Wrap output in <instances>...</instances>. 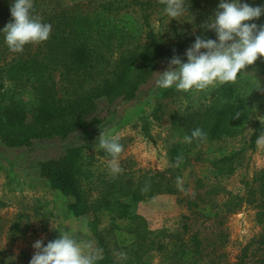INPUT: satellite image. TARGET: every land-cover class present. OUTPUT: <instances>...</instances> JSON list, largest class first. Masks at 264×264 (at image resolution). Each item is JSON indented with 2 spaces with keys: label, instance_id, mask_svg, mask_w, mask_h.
<instances>
[{
  "label": "rangeland",
  "instance_id": "374dc122",
  "mask_svg": "<svg viewBox=\"0 0 264 264\" xmlns=\"http://www.w3.org/2000/svg\"><path fill=\"white\" fill-rule=\"evenodd\" d=\"M136 2H149L153 7L140 10ZM219 2L185 0L188 11L171 20L164 13L163 0H32V16L44 23L49 24L48 19L59 13L69 18L63 20L67 28L74 25L72 17L87 18L94 30L88 42L99 46L104 56L87 77L53 71L56 98L70 100L84 95L110 78L119 54L142 43L148 31L145 20L166 46H172L179 35L196 33ZM11 3L0 0V29L12 19ZM60 22L50 23L51 33ZM253 22L264 24V15ZM121 32L127 39L125 46L118 48ZM104 35H111V40L100 43ZM40 45L42 42L28 44L22 53H13L0 33L1 108L15 100L31 114L35 104L30 86L33 77L20 76L24 86L15 87L8 71L11 64L28 58L27 53L32 56L38 52ZM167 67L168 62L160 61L133 101H116L107 109L105 102H98L94 116L103 124L88 143H82L80 135L66 141H36L30 148H7L0 142V264H29L35 241L43 240L46 245L63 231L73 233L86 251L97 256L101 241L118 264H238L240 260L241 264H264V227L259 217L264 203V145H258L257 139L253 144L250 140L255 124H264V57L233 82V87L245 92L242 100L250 104L246 126L236 136L220 142H197L200 150L186 158L183 167L168 153L170 141L179 134L178 126L184 125L191 114L207 109L221 111L228 99L222 92L224 84L189 92L157 87L159 73ZM247 85L255 87V96L247 92ZM102 130L118 137L123 146L118 157L122 172L117 175L109 169L110 159L100 155L98 139ZM82 144L85 150H81L78 186L90 213L73 217L66 208L68 200L52 191L41 177L40 163ZM231 152V160L211 165ZM105 201L125 203L142 219L149 232L145 249L136 246L134 236L115 233L117 228L131 230V221L117 219L115 206L106 207ZM90 222L101 238L91 232ZM194 238L199 241L198 253L194 251ZM123 239L127 240L125 246L119 243ZM134 253L139 262H135Z\"/></svg>",
  "mask_w": 264,
  "mask_h": 264
},
{
  "label": "trees",
  "instance_id": "16d2710c",
  "mask_svg": "<svg viewBox=\"0 0 264 264\" xmlns=\"http://www.w3.org/2000/svg\"><path fill=\"white\" fill-rule=\"evenodd\" d=\"M247 3L253 6L263 5L264 0H252ZM136 6L140 10H149L153 7L149 2H136ZM53 20L61 22L50 33L48 40L42 42V45L38 47V52L32 56L27 53L28 58L21 60L17 65L11 64L9 67V79L15 87L24 83L20 76L33 77L34 82L32 84L29 82V84H31L34 93L35 104L30 115L15 100H10L3 108L0 107V142L7 148H30L36 141L48 142L55 139L66 141L73 135H80L82 143L94 140L96 131L103 124L102 119L94 116V113L97 112L98 102H105L107 106L104 109H107L116 101L120 103L133 101L141 87L150 80L160 61L169 62L174 55L185 59V51L194 43L197 36L204 39H215L213 32L205 31L202 26H199L196 33L179 35L178 41L174 45L166 46L162 37L153 32L145 20L144 25L148 31L142 43L127 48L125 54H119L112 65L110 78L102 80L100 85L92 87L84 95H76L70 100H63L56 98V82L52 80L53 71L60 69L65 76L87 77L92 74L95 64L98 62L101 64L100 61L104 59V56H102L99 46L91 45L88 42L91 38V31L94 30L88 26L87 18L72 17L74 25L69 28L63 21L69 20V18L65 17L63 13L54 14L48 19L49 24ZM118 39L116 47H124L127 35L121 32ZM109 40H111V35H104L98 41L105 43ZM253 67L254 64L248 66L238 76ZM85 77L83 81H85ZM222 92L228 102L221 111L207 109L204 113L191 114L184 125L178 126L179 134L170 141L168 153L170 159L178 163L180 167L185 166L186 158L197 155L196 152L200 150L197 142H220L223 139L236 136L246 126L250 104H246L242 100L245 92L233 87V82L224 84ZM247 92L251 96L256 95V89L253 86L247 85ZM197 128L205 133V137L203 139L195 138L191 143H187L184 137L191 136L192 131ZM262 132H264V124L256 123L254 133L250 138L252 144ZM188 145L192 148L187 147ZM81 150H85L83 144L68 148L63 155L40 163L41 177L48 182L52 191L58 192L68 200L66 208L73 217L85 216L90 213V207L81 196L78 186ZM100 155L111 159L102 149ZM233 155L234 153L231 152L229 156L211 162V165L226 163L231 160ZM109 205L115 206L117 219L131 221V230L124 231L117 228L115 233L120 234L118 235L120 237L134 236L138 242L136 246L145 249L144 242L149 232L142 219L131 212L125 203L114 201L111 204L105 201L104 206L109 207ZM261 207L262 211L259 217L261 225L264 227V203ZM94 225L90 222L89 229L94 235L99 236L100 233ZM99 238L101 237L99 236ZM126 241L123 239L119 243L125 246ZM193 241L194 251L198 253L199 241L196 238ZM131 244L133 246V243ZM100 247L101 253L97 256L96 264H118L113 260L111 252L107 250L106 246L101 244V241ZM246 251L247 249L244 250L242 259H245ZM182 254L184 255V252ZM133 256H136V253ZM135 262H139V256H136ZM241 263L242 260L238 264ZM139 264L149 263L143 261Z\"/></svg>",
  "mask_w": 264,
  "mask_h": 264
},
{
  "label": "clouds",
  "instance_id": "9594fccd",
  "mask_svg": "<svg viewBox=\"0 0 264 264\" xmlns=\"http://www.w3.org/2000/svg\"><path fill=\"white\" fill-rule=\"evenodd\" d=\"M163 3L164 13L171 20L188 11L185 0H163ZM32 8V0H12V19L0 33L13 53H22L26 45L45 42L50 36L51 25L33 17ZM262 15V5L253 6L246 0H220L214 14L202 25L205 31L214 33L215 39L197 36L185 51V59L174 55L167 69L159 73L157 87L189 92L234 82L242 70L264 57V24L253 22ZM204 137L205 133L197 128L184 140L191 143ZM98 142L100 149L111 157L108 165L111 173H121L118 157L123 146L119 138L102 130ZM257 144L264 145V132L258 135ZM32 246L35 252L29 264H96L98 259L68 231L59 232L58 238L46 245L37 240Z\"/></svg>",
  "mask_w": 264,
  "mask_h": 264
}]
</instances>
